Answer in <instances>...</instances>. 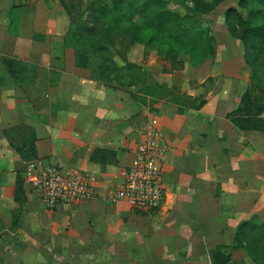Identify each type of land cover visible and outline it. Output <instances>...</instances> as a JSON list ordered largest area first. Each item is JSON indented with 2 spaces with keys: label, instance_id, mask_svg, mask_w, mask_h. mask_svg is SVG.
<instances>
[{
  "label": "rangeland",
  "instance_id": "rangeland-1",
  "mask_svg": "<svg viewBox=\"0 0 264 264\" xmlns=\"http://www.w3.org/2000/svg\"><path fill=\"white\" fill-rule=\"evenodd\" d=\"M62 2L77 13L70 17ZM162 2L178 16L156 29L141 19L117 20L111 0H12L13 24L0 21V27L13 28L14 41L38 45L45 55L60 51L63 60L88 58L86 68L74 67L93 89L74 105L100 104L137 136L156 119L166 153L167 133L187 142L185 171L192 179L182 188L174 185L159 209L133 210L126 223L134 229L126 224V236L106 242L96 238L99 227L89 216L65 230L61 217L32 203L7 204L0 210V264H195L189 258L264 264V44L256 30L247 32L264 29V0ZM90 3L103 7L97 21L106 29L75 36L76 21L93 28L98 23L88 17ZM197 25L204 32L200 38L194 37ZM6 131L22 161L20 175L27 163L38 161L37 153L24 160L17 152L26 153L33 129ZM116 137L115 144L129 151L122 136L110 140ZM88 162L119 169L118 178L125 169L108 149H95ZM76 232L89 238L69 234Z\"/></svg>",
  "mask_w": 264,
  "mask_h": 264
},
{
  "label": "crops",
  "instance_id": "crops-1",
  "mask_svg": "<svg viewBox=\"0 0 264 264\" xmlns=\"http://www.w3.org/2000/svg\"><path fill=\"white\" fill-rule=\"evenodd\" d=\"M13 11L16 10L12 0H0V21L13 24L12 20L15 18ZM5 26L0 27V210L5 209L7 204L8 207L16 204L14 185L17 171L22 164L9 145L6 130L26 125L34 131L37 162L40 166L55 165L62 170L88 176L92 188L98 194L94 200L78 202L71 208L59 205L54 210H49L30 195L29 188L23 182V167L20 176L25 196L24 203H32L46 214L53 213L61 217L60 222L65 226V230L70 224H75L72 221L84 220L89 216L94 221L93 224L99 227L97 230L99 234L94 233L97 239L106 242L117 240L118 235L126 236L125 225H130L132 229L135 227L134 223H126V220L134 215L133 210L136 209L122 201L112 203L106 197V191L112 187L111 185L120 183L119 169L110 167L111 165L90 163L88 158L95 149L112 150L116 153L117 167L127 168L132 163L141 134L137 136L130 124L117 125L116 118L108 117L107 109L102 108L100 104L74 105L84 94L93 89V86L84 79V75L76 72L75 58L63 60L60 51L57 53L51 49L45 55L40 52L38 45V47L28 46L23 42L14 41L10 34L14 29ZM175 121L174 117L173 122ZM179 124L182 126L183 120H180ZM118 135L122 136L120 142L122 145L128 144L129 151L115 144L119 143V137L110 140ZM166 135L169 148L160 162L164 200L165 195L167 196L170 191L173 196L171 189L174 185L180 184L181 187L191 178L185 171L188 157L185 158L184 153L189 149L187 142L171 134ZM197 188L198 186H195L194 190ZM88 233L93 234L92 231ZM88 233L83 232L81 237L78 232L69 234L75 235L72 238L86 240L89 238ZM165 260L162 263L157 260L153 262L167 264ZM193 260H198L194 262L195 264L202 262V258H193Z\"/></svg>",
  "mask_w": 264,
  "mask_h": 264
},
{
  "label": "built area",
  "instance_id": "built-area-1",
  "mask_svg": "<svg viewBox=\"0 0 264 264\" xmlns=\"http://www.w3.org/2000/svg\"><path fill=\"white\" fill-rule=\"evenodd\" d=\"M166 149L158 121L149 120L136 145L131 165L122 171L119 185L106 191L107 199L112 203L125 202L141 212L159 209L164 202L160 162ZM23 182L30 195L49 210L59 205L71 207L78 202L92 201L98 194L88 176L55 165L43 167L36 161L25 165Z\"/></svg>",
  "mask_w": 264,
  "mask_h": 264
},
{
  "label": "trees",
  "instance_id": "trees-1",
  "mask_svg": "<svg viewBox=\"0 0 264 264\" xmlns=\"http://www.w3.org/2000/svg\"><path fill=\"white\" fill-rule=\"evenodd\" d=\"M162 3L160 6H157L153 9L149 10V7L152 6L153 3ZM63 8L65 9L66 13L70 15V17L73 16V14L77 13L75 8L70 6L69 4H65L62 2ZM111 5L113 6L114 9L117 10V20L121 22H129L133 21L136 19H141L145 20V25L148 27H155L156 29L161 28L162 24L164 21L170 20L171 17H173L175 13H172L170 10L165 8L164 3L162 0H111ZM67 9V10H66ZM87 14L88 17L91 19V23H97V19L99 16L97 15L99 12L103 11L102 6H97L95 3H90L87 8ZM229 11L227 10L226 12L230 14ZM78 27V28H77ZM94 26L90 24V22H85V21H76V23L73 24V28L75 29V36H79V34L83 33H91L94 34L96 31L99 32H104L106 27L101 24L97 23L95 28ZM196 29V32H194V37L200 38L202 37V34L204 32L201 30V28L197 25L194 27ZM256 30V32L259 34V39L260 41L264 44V29L261 28H255V29H248L247 32L253 33ZM191 31V30H189ZM87 33V34H88ZM171 37L177 38L179 36L171 34ZM87 57L81 55L80 57L76 58L75 60V65L78 68H86V63H87ZM32 142L31 144L27 147L26 153L25 151L19 149L17 152H19L20 156L24 160H29V159H35L36 158V149L34 147V142L35 136L32 131ZM15 188H14V201L18 205H22L25 202V196H24V190L22 186V179L21 176L17 174L16 179H15Z\"/></svg>",
  "mask_w": 264,
  "mask_h": 264
},
{
  "label": "water",
  "instance_id": "water-1",
  "mask_svg": "<svg viewBox=\"0 0 264 264\" xmlns=\"http://www.w3.org/2000/svg\"><path fill=\"white\" fill-rule=\"evenodd\" d=\"M189 262H198V260H193V259H192V260H189Z\"/></svg>",
  "mask_w": 264,
  "mask_h": 264
},
{
  "label": "flooded vegetation",
  "instance_id": "flooded-vegetation-1",
  "mask_svg": "<svg viewBox=\"0 0 264 264\" xmlns=\"http://www.w3.org/2000/svg\"><path fill=\"white\" fill-rule=\"evenodd\" d=\"M182 264V263H181ZM198 264H202V263H198Z\"/></svg>",
  "mask_w": 264,
  "mask_h": 264
}]
</instances>
